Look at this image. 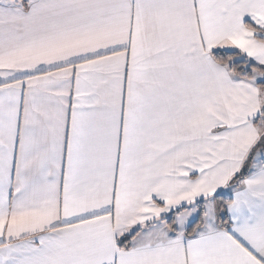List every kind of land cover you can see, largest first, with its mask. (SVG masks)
I'll list each match as a JSON object with an SVG mask.
<instances>
[{
	"label": "snow or ice",
	"instance_id": "1",
	"mask_svg": "<svg viewBox=\"0 0 264 264\" xmlns=\"http://www.w3.org/2000/svg\"><path fill=\"white\" fill-rule=\"evenodd\" d=\"M0 264H264V0H0Z\"/></svg>",
	"mask_w": 264,
	"mask_h": 264
}]
</instances>
